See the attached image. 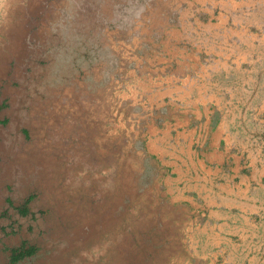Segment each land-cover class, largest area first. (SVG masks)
I'll list each match as a JSON object with an SVG mask.
<instances>
[{"label": "rangeland", "instance_id": "1", "mask_svg": "<svg viewBox=\"0 0 264 264\" xmlns=\"http://www.w3.org/2000/svg\"><path fill=\"white\" fill-rule=\"evenodd\" d=\"M156 5L0 0V264L223 263L206 214L162 182L113 56Z\"/></svg>", "mask_w": 264, "mask_h": 264}, {"label": "crops", "instance_id": "2", "mask_svg": "<svg viewBox=\"0 0 264 264\" xmlns=\"http://www.w3.org/2000/svg\"><path fill=\"white\" fill-rule=\"evenodd\" d=\"M156 1L114 39L127 105L222 264H264V0Z\"/></svg>", "mask_w": 264, "mask_h": 264}, {"label": "trees", "instance_id": "3", "mask_svg": "<svg viewBox=\"0 0 264 264\" xmlns=\"http://www.w3.org/2000/svg\"><path fill=\"white\" fill-rule=\"evenodd\" d=\"M31 251H33V249H31V250H29V251H26V252L21 251L19 254H17V255L14 257V259L20 258V257L23 256L25 253H27V252H31Z\"/></svg>", "mask_w": 264, "mask_h": 264}]
</instances>
